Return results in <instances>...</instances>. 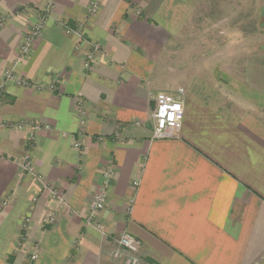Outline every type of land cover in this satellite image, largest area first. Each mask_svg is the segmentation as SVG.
<instances>
[{"label": "crops", "instance_id": "1", "mask_svg": "<svg viewBox=\"0 0 264 264\" xmlns=\"http://www.w3.org/2000/svg\"><path fill=\"white\" fill-rule=\"evenodd\" d=\"M202 2L56 0L20 59L44 0H0V72L40 87L0 77V124L50 127L33 141L0 127V264H28L33 244L32 264H125L123 235L139 241L138 264H264V44L238 52L234 82L209 73L205 51L182 49ZM179 89L178 137L152 140L156 94ZM27 153L34 175L18 167ZM107 167L103 236L86 217ZM45 186L65 206L43 227L56 208Z\"/></svg>", "mask_w": 264, "mask_h": 264}, {"label": "built area", "instance_id": "2", "mask_svg": "<svg viewBox=\"0 0 264 264\" xmlns=\"http://www.w3.org/2000/svg\"><path fill=\"white\" fill-rule=\"evenodd\" d=\"M56 0H44V7L39 16V20L30 28L28 34L25 36L23 44L20 47V59H26L34 45V41L39 36L47 15L53 8ZM97 10V3L91 4L90 11L94 13ZM73 31L67 30V34H71ZM92 59V56H87V62ZM87 66V65H86ZM0 77L3 81H15L20 87L28 88L33 87L37 90L38 86L16 77L11 70L0 72ZM56 90L55 85L49 86V91L54 92ZM183 97L184 91L179 89L176 94L157 93L154 98V109L151 112V119L154 127L152 130V140H170L178 137L183 119ZM176 107H180V111H175ZM82 104L79 105L78 114L81 118L84 117V111L82 110ZM12 128L17 131H27L28 140L33 141L37 135L43 132H48L50 127L48 125L31 123L27 121H20L17 124H0V127ZM74 149L79 150L80 144L75 143ZM18 167L22 173L34 175L33 164L30 155L27 153L21 161L18 163ZM115 175V171L112 167H107L101 172V181L98 190L92 197L91 205L89 207V213L86 217V224L98 231L101 235L106 236L104 227L96 221V215L105 209L107 203V190L111 180ZM46 191L50 199L56 204V208L49 209L41 220L43 227L54 226L57 221L58 212L65 206L64 198L62 194L55 188L46 187ZM30 220L25 219L20 226L21 233H25L28 228ZM119 250L114 253L115 259L124 258L125 264H138V253L140 250V243L135 238L123 235L117 240ZM39 246L33 244L28 255V264H32L39 257Z\"/></svg>", "mask_w": 264, "mask_h": 264}, {"label": "rangeland", "instance_id": "3", "mask_svg": "<svg viewBox=\"0 0 264 264\" xmlns=\"http://www.w3.org/2000/svg\"><path fill=\"white\" fill-rule=\"evenodd\" d=\"M197 16L203 25L193 35L189 32L182 49L205 51L209 73L234 82L242 62L238 52L264 44V0H203ZM188 57L184 63L192 61Z\"/></svg>", "mask_w": 264, "mask_h": 264}, {"label": "clouds", "instance_id": "4", "mask_svg": "<svg viewBox=\"0 0 264 264\" xmlns=\"http://www.w3.org/2000/svg\"><path fill=\"white\" fill-rule=\"evenodd\" d=\"M180 110H181L180 107L175 108V111H177V112H179Z\"/></svg>", "mask_w": 264, "mask_h": 264}, {"label": "water", "instance_id": "5", "mask_svg": "<svg viewBox=\"0 0 264 264\" xmlns=\"http://www.w3.org/2000/svg\"><path fill=\"white\" fill-rule=\"evenodd\" d=\"M154 109V101L152 102V110Z\"/></svg>", "mask_w": 264, "mask_h": 264}]
</instances>
